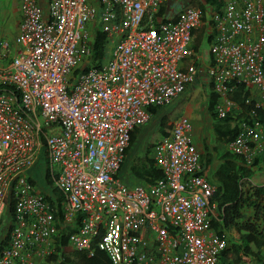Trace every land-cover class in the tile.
Here are the masks:
<instances>
[{
    "label": "built area",
    "instance_id": "obj_1",
    "mask_svg": "<svg viewBox=\"0 0 264 264\" xmlns=\"http://www.w3.org/2000/svg\"><path fill=\"white\" fill-rule=\"evenodd\" d=\"M175 1L47 0L45 11L39 0H22L20 52L0 68V217L11 215L0 264H41L62 229L76 230L67 251L91 255L97 247L112 264H218L227 239L211 227L217 187L189 119L158 141L163 179L135 184L121 166L150 108L169 104L197 77L198 35L211 23L206 74L216 81V116L242 110L229 96L238 83L256 107L238 121L228 149L247 164L264 151V0H214L207 11L199 0ZM99 32L108 57L94 66ZM39 161L62 194L61 220L59 196L34 179Z\"/></svg>",
    "mask_w": 264,
    "mask_h": 264
},
{
    "label": "trees",
    "instance_id": "obj_2",
    "mask_svg": "<svg viewBox=\"0 0 264 264\" xmlns=\"http://www.w3.org/2000/svg\"><path fill=\"white\" fill-rule=\"evenodd\" d=\"M210 5H214V0H205ZM188 2L186 0H176V6H185ZM202 7V5H201ZM205 9V8H204ZM212 36L210 37V39ZM104 41L105 35L103 33H97L95 39V45L93 46V55L91 57L92 65L100 66L101 56L100 54L104 51ZM262 68L264 69V62L262 63ZM209 101L206 106L205 113L208 117H212L213 121L216 123L213 124L211 132L214 133L218 144H216L212 149L209 150V145H205L204 153L201 155L203 168L205 165L214 160V155L219 156L221 164L217 169H215L214 176L212 180L217 183V191L214 195L213 202L218 205V214L216 216H211V227L218 231L221 235H224L227 239L228 231L232 228H235L236 231L240 234L241 243L237 247L242 251L244 255L251 253L249 250L250 246L259 249V253H256V257L260 258L264 262V256L262 255V247L264 244V223H261V216H264V188H256L254 193V200L252 203L248 201V190L247 185L250 186L249 182L246 181L249 176L252 174V168L244 164L242 157L232 154L227 148L224 152H221V146H226L236 137L239 127L238 121L243 117H247V113L251 110V105L246 104V100L251 97V92L244 86L243 83L234 84V90L232 93V99L240 105L241 111L233 109L230 113L224 118H217L214 113V107L217 101V94L213 90L212 86L210 87ZM253 104L255 101H252ZM150 112L155 117H160L161 112L158 107H151ZM167 118L161 116L159 119V132H157V137L162 135H167L171 130V127L167 125ZM247 120V118H245ZM138 132L136 129L135 134ZM135 141V135L132 136L130 145ZM214 152V153H213ZM214 154V155H213ZM259 159L255 160L254 165H257ZM126 164H129V161H126ZM125 163L122 168H124ZM130 172L138 178V180L146 184H154L158 180L163 179L164 173L161 169L158 168L156 162L153 158H146V161L142 162L140 165H133L130 168ZM48 174V173H47ZM53 192L56 196H59V202L57 204L58 211L56 213L57 218L61 220L62 213L61 209V199L62 194L59 190L54 189ZM47 199L55 206V202L51 197ZM262 201V203H261ZM246 205V206H245ZM245 206V208H244ZM246 211L251 209L255 210V214L249 218L246 215L244 217V210ZM13 212V208H11ZM246 218V219H245ZM254 218V219H253ZM247 220V221H246ZM1 223V219H0ZM7 228V229H6ZM6 229V236L10 234L11 227L5 226L2 229ZM76 230L69 229L68 235ZM60 236L58 237V244L55 245V252L45 259V264H112L111 259L106 251L100 250L97 247L94 252L90 255L86 251H65V248L68 245V236L65 230H60ZM7 238V237H6ZM6 238L2 240V243H5ZM3 245L0 243V247ZM236 248V249H237Z\"/></svg>",
    "mask_w": 264,
    "mask_h": 264
},
{
    "label": "clouds",
    "instance_id": "obj_3",
    "mask_svg": "<svg viewBox=\"0 0 264 264\" xmlns=\"http://www.w3.org/2000/svg\"><path fill=\"white\" fill-rule=\"evenodd\" d=\"M202 1H205V0H199L198 1V5H202V8H203V10L204 11H207V8L208 9H213V8H215L216 6H215V4L214 5H209V7H205V5L203 6V4L201 3ZM206 3V2H205ZM205 8V9H204ZM215 29V25H213V23H211V25L209 26V27H205V28H203V31H201V33L198 35V42H199V46L201 45L202 46V51H201V64L199 65V71L197 72V77L194 79V81L193 82H191L190 84H188L187 85V87H186V89H185V91L181 94V95H179L177 98H175L172 102H170L169 104H172L175 100H177L179 97H181V96H183L184 94H186V92H188V91H190V90H193L196 86H202L204 89H206V88H208L209 89V91H210V87L212 86V88H213V90L216 92V94H217V101H216V104H217V102H218V100H219V95H218V93H217V91H216V89H215V83H216V81H215V78H213V77H211V76H207V74H206V72H207V70H208V68L210 67L211 68V66L213 65V60L211 61V59H210V56L207 54L208 53V51H207V47L209 46L208 44L209 43H211V39H210V37L212 36L213 37V30ZM97 34V33H96ZM207 35H208V37H207ZM95 39H96V36H95ZM94 42H95V40H94ZM95 45V44H94ZM104 45V44H103ZM199 54V55H200ZM100 56H101V62H103V61H105L106 59H107V57H108V54H104L103 55V52L100 54ZM14 60V59H13ZM233 83H231V85H232ZM208 91V93L206 94V105H205V107H203V109H202V113H203V115H202V117H200V115H198V116H196V117H192V116H190L192 119H195V120H197V122H198V124H200V127H201V129H200V132H198V130H197V134H194L193 132H192V135H193V139H194V144L197 146V149H198V152H199V155H200V162H201V165H202V159H201V155L204 153V147H205V145L207 144V145H209V150L210 151H212L213 149V146L212 145H210L209 144V142H208V137L206 136V135H203V131H208V130H211L212 128H213V124L214 123H216V121L214 122L213 121V118L212 117H208V115L205 113V110H206V106H207V103H208V101H209V95H210V92ZM230 96V98L232 99V94H230L229 95ZM254 101V100H253ZM169 104H167V105H169ZM216 104H215V107H214V113H215V115H216ZM167 105H165V106H167ZM250 105H251V109L252 108H255L256 109V107H255V103L253 104V102H251L250 103ZM249 105V106H250ZM165 106H160V107H158L159 108V111H162V108L163 107H165ZM201 107V106H200ZM201 107V108H202ZM251 111V110H250ZM194 114V113H193ZM161 116H162V112H161ZM161 116L160 117H155V116H153L152 114H151V119L146 123V124H144V125H142V126H139V127H137V128H135L134 129V131L132 132V135H131V138H132V136L133 135H135V140H136V134H135V131H136V129H138V131H139V128H141V127H143V126H149L150 125V123H151V120L152 119H154V123H155V127H156V129L157 130H159V119H161ZM163 117H166V116H163ZM183 117H187L188 119H189V121H190V125H191V127H192V130L194 131V128H193V125H192V123H191V119H190V117H188V116H183ZM183 117H181V118H183ZM156 118V119H155ZM167 118V120H166V122H167V125L168 126H170V127H172V124L174 123V122H176L177 120H179V119H177L176 121H174V122H171V121H169V118L168 117H166ZM208 118H211V122H212V124L211 125H209V126H207L206 125V120L208 119ZM218 117L216 116V119H217ZM220 119V118H219ZM152 129V128H151ZM150 129V131H148V133H147V135L146 136H148V135H151L152 133H153V131H154V133L153 134H156L157 132H159V131H157V130H151ZM157 131V132H156ZM171 132V130L169 131V133ZM211 132V131H210ZM169 133L167 134V135H169ZM167 135H165V136H167ZM162 137H164V135H162L161 137H159V140L162 138ZM196 137H198V140H196ZM131 138H130V141H131ZM146 139H147V137H145V139L144 140H142V141H140V143H138L139 145H140V150L139 151H135L133 154H132V157L131 158H133L132 160H128L129 159V157H128V155H129V153H130V151H131V147L133 146V144L132 145H130V142H129V146H128V148H127V150H126V157H125V166H124V168H122L123 167V165H124V163H123V165L121 166V170H123V173H121V175L123 176V177H125V178H127V179H129V177H128V175L125 173L126 171L128 172H130V168L133 166V165H140L142 162H144V161H146V158H153L154 160H155V155H156V146H157V144H158V141H156V143H155V148L152 146V147H149V146H147L146 147V151H145V154L144 153H141V156H140V152H141V148L143 147V144H146ZM201 139H202V141H203V144H202V142H201ZM135 142V141H134ZM142 142V143H141ZM198 144H202V146H203V149H201V147L199 148V145ZM230 144V143H229ZM229 144L227 145V148H228V146H229ZM136 147V146H135ZM136 156H139V157H137L136 159H137V161H135V159H134V157H136ZM256 159H259L258 160V163H257V165H254V163H255V160ZM244 160V159H243ZM255 160H254V162L252 163V164H247L245 161H244V164L246 165V166H248V167H251L252 168V174L251 175H249V176H246L247 178H248V180H246V181H248L249 182V184L251 185V186H253V184H255V188H260L261 189V187L262 188H264V185L263 186H258L256 183H255V180L254 179H252V177L254 176V177H259V178H261L262 180H263V183H264V151L262 152V153H260L256 158H255ZM126 161H129V164H126ZM155 162H156V160H155ZM157 165V164H156ZM46 168V167H45ZM159 168V167H158ZM202 168H203V165H202ZM160 169V168H159ZM215 169L216 168H212V170H208V168H207V166L205 165V167L203 168V171L205 172V174H206V176H207V178L211 181V183L212 184H214V185H216V187H217V183L215 182V181H213L212 180V177L214 176V172H215ZM46 170V169H45ZM44 170V171H45ZM120 173V172H119ZM131 173V172H130ZM132 175H133V173H132ZM135 184H146V183H144V182H142V181H140V180H138L137 182H134ZM52 187V189H51V187ZM50 189H51V191H53L54 190V188H53V181H50ZM39 188V187H38ZM39 190H41L40 188H39ZM41 192L42 193H44L42 190H41ZM44 194H48V193H44ZM215 195V194H214ZM214 197V196H213ZM212 197V198H213ZM212 201H213V199H212ZM217 214H218V205H217ZM216 214V215H217ZM215 215V216H216ZM61 234V233H60ZM64 235H67L68 236V234H64ZM264 245V244H263ZM262 255L264 256V250H263V247H262Z\"/></svg>",
    "mask_w": 264,
    "mask_h": 264
},
{
    "label": "crops",
    "instance_id": "obj_4",
    "mask_svg": "<svg viewBox=\"0 0 264 264\" xmlns=\"http://www.w3.org/2000/svg\"><path fill=\"white\" fill-rule=\"evenodd\" d=\"M21 2L22 0H0V68L9 67L13 59L20 52V46L17 44L16 39L20 33L21 23L23 19ZM39 2L41 6L44 8V10L47 11V5H48L47 0H39ZM191 116L193 117L194 114L192 113ZM150 129L151 127L149 126H143L139 128V131L136 133L135 142L139 140L140 141L144 140L148 131H150ZM135 142L133 143V146L131 147V151L128 155L129 161L133 159L131 158L132 154L135 151L140 150L139 148L140 145L139 144L136 145ZM198 145H199V148L202 147V144H198ZM221 162L222 161H220L219 156L214 158L212 162L210 161L207 164L208 170H212V168L217 169L219 165L221 164ZM125 173L128 175L129 180L131 182L138 181V178L132 175V173H130L129 171L128 172L126 171ZM247 190H248V194L252 192L254 194L256 190L255 184H253V186L247 185ZM262 201L264 203V199ZM243 210H244V217H246L247 215L250 218L251 216L255 214L254 209L246 211L245 209L242 208V211ZM261 223H264L263 215L261 216ZM227 235H228L227 247L221 253L218 264H264L262 260V256L260 258L256 257V253H259V249H256L255 247L250 246L249 250L251 251V253H249L248 255H244L242 251L237 248L239 244L241 243V240H240V234L238 233V231H236L235 228H232L231 230H229ZM65 251H67V248H65ZM68 252L69 251H67V253ZM222 258H224V260L223 262L221 261L220 263V260ZM45 259L40 261V263L45 264Z\"/></svg>",
    "mask_w": 264,
    "mask_h": 264
},
{
    "label": "rangeland",
    "instance_id": "obj_5",
    "mask_svg": "<svg viewBox=\"0 0 264 264\" xmlns=\"http://www.w3.org/2000/svg\"><path fill=\"white\" fill-rule=\"evenodd\" d=\"M254 90H256V89L254 88ZM208 91H209L208 88L204 89L200 85L196 86L193 90H190V91L186 92V94H184L183 96L179 97L172 104H169V105L163 107L162 108V116L168 117L169 121H171V122H174V121H176L177 119H179V118H181L183 116L190 117L192 113H194V117H196L198 115H200V117H202V115H203L202 109L206 105V94L208 93ZM200 106L201 107L203 106V107L201 108ZM190 119H191V123H192L193 128H194L193 133L197 134L198 132H200V129H201L200 124H198L197 120L192 119L191 117H190ZM211 124H212L211 118H208L206 120V125L209 126ZM149 127L152 128L151 129L152 131L153 130H157L156 127H155L154 119L151 120V123H150ZM197 130H198V132H197ZM210 131L211 130H208L207 132L203 131V135H206L208 137L209 144L214 147L216 144H218V142L216 140V137L214 136V133L210 132ZM153 133H154V131H153ZM153 133L151 135L146 136L147 137L146 144H143V147L141 148L140 156H141V153L145 154L147 146H149V147L153 146L154 147L156 141L159 140V137H157V134H153ZM196 140H198V137H196ZM201 142L203 144L202 139H201ZM135 143L137 145L138 143H140V140L136 141ZM201 149H203V146L201 147ZM226 149H227L226 146H221L220 151L224 152ZM137 157H139V156L134 157L135 161H137V159H136ZM214 158H216L215 155H214ZM40 162L41 161H39L36 164V166H34V168L32 170V172L34 174V179H35V181L37 183V186L44 193H49L50 194L52 192L50 187H49L50 180L48 178H46V176L44 174V170H45L44 163L43 162L40 163ZM252 179L255 180V183L258 186H262L263 185V180L261 178L253 176ZM248 198H249L248 201L250 203H252L253 199H254L253 192L248 194ZM7 218H8V220H3L2 217H0V219H1V223H0V242L5 237L7 228L4 229V231H2V229L5 228L6 225L9 226L10 223H11V215L10 214L7 216ZM7 221H8V224H7ZM223 260H224V258H222L220 260V263H221V261L223 262Z\"/></svg>",
    "mask_w": 264,
    "mask_h": 264
}]
</instances>
